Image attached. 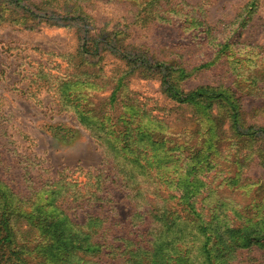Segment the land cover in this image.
Instances as JSON below:
<instances>
[{"label": "trees", "instance_id": "1", "mask_svg": "<svg viewBox=\"0 0 264 264\" xmlns=\"http://www.w3.org/2000/svg\"><path fill=\"white\" fill-rule=\"evenodd\" d=\"M87 1L9 0L13 17L0 9V21L32 25L44 17L46 24L75 27L76 63L55 85L58 109L104 148L115 173L86 170L79 179V168L61 171L27 195L0 179V264H237L244 250L264 251V189L243 177L254 158L264 168V125L246 121L249 111L264 113V50L239 41L256 1L220 36L215 26L193 18L184 0H111L127 3L140 23L150 22L152 38L140 44L127 43L122 30L100 32ZM188 46L198 48L192 62L181 52ZM104 53L118 62L110 74L100 64ZM202 70L217 83L190 90L179 83ZM133 73L157 77L162 94L190 115L158 120L128 89ZM94 90L107 94L94 101L88 93ZM246 99L254 101L249 108ZM46 126L65 142L77 132L65 124ZM212 168L226 174L219 187L249 194V202L211 188L206 174ZM108 180L133 202L128 222L103 212L111 203ZM69 204L98 211L76 221L66 212Z\"/></svg>", "mask_w": 264, "mask_h": 264}, {"label": "rangeland", "instance_id": "2", "mask_svg": "<svg viewBox=\"0 0 264 264\" xmlns=\"http://www.w3.org/2000/svg\"><path fill=\"white\" fill-rule=\"evenodd\" d=\"M184 1L193 7V18L204 19L220 31V36H224L225 31L231 28L229 23L233 26L237 24V15L243 12V8L250 0ZM255 1L256 6L251 17L240 30L239 41L256 45L259 51H263L264 0ZM8 2L9 0H0V9L13 17V14L9 13L11 10L8 12L7 9L13 3L9 2L11 4L9 5ZM86 10L93 17L100 32L125 31L128 34L129 44L148 43L152 38L147 29L151 25L150 22L142 24L137 21L134 11L129 10L127 3L88 0ZM12 17L2 18L0 21V179L15 192L27 195L31 188L57 178L61 171L71 173L79 168L75 172L76 175L79 174V179L84 177L86 170L96 173L99 169L103 174L112 176L115 168L105 155L104 148L78 124L70 112L58 109L59 95L56 94L55 85L73 71L76 63L74 56L76 57L78 34L75 27L46 24L44 17L35 19L32 25L26 21L27 19L21 24L11 21ZM261 46L263 49L260 48ZM258 47H255V51H258ZM197 50L198 48L194 46H188L182 48L181 52L187 62H192V56ZM103 55L100 64L103 71L110 74L118 67L116 66L118 62L107 53ZM128 79V89L134 92L145 104V108L151 110L158 120L180 122L190 115V109L175 107L174 102L162 94L157 77L145 78L133 73ZM179 83L185 90H190L200 85H214L217 79L213 78L208 70H202ZM88 93L94 101H99V98H104L107 94L106 91L97 90ZM245 101L248 108L254 102L252 99ZM246 121L264 125V113L259 115L257 112L249 111ZM53 123L71 126L77 132L71 140L60 141L61 139L54 137L46 126ZM145 123L146 118H143L140 128H144ZM222 156L224 158V155ZM216 160L220 161V158L217 157ZM229 160L231 156L225 158L224 163L230 165ZM243 170V177L258 180L264 189V168L259 165L256 158L247 163ZM219 171L212 168L207 172L208 185L220 191L222 197L241 200L242 204L249 202V194L244 196L230 194L225 190V184L218 186L222 176L226 175ZM105 184H110L111 203L107 207L108 211L103 212L113 219L128 222L136 210L133 202L125 196V191L118 186L117 181L112 183L108 180ZM73 206L74 204H69L66 212L76 221H81L85 217V212L98 211L95 207L74 208ZM116 230H120L119 226ZM241 253H243L241 261L237 264H264V251L253 248Z\"/></svg>", "mask_w": 264, "mask_h": 264}]
</instances>
